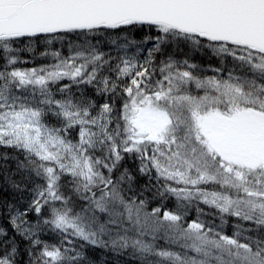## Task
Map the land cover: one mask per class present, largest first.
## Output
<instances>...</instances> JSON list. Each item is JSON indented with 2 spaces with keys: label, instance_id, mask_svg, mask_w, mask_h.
Wrapping results in <instances>:
<instances>
[{
  "label": "snow or ice",
  "instance_id": "1",
  "mask_svg": "<svg viewBox=\"0 0 264 264\" xmlns=\"http://www.w3.org/2000/svg\"><path fill=\"white\" fill-rule=\"evenodd\" d=\"M138 29L149 34L121 41ZM110 30L115 56L85 40L67 55L43 53L51 65L15 67L22 39ZM180 43L232 57L235 67L226 78L201 76L169 53ZM0 54V146L24 154L17 167L33 183L26 208L0 202L14 233L0 225V264H92L86 245L138 264H264V0H0ZM72 85L105 101L77 97ZM49 114L62 127L48 126ZM76 128L73 143L67 133ZM129 160L148 178L140 190ZM152 189L162 201L174 197L175 209L149 210ZM73 197L86 203L80 212ZM200 204L220 223L201 219ZM227 217L237 221L230 235ZM45 226L60 245L42 239Z\"/></svg>",
  "mask_w": 264,
  "mask_h": 264
},
{
  "label": "trees",
  "instance_id": "2",
  "mask_svg": "<svg viewBox=\"0 0 264 264\" xmlns=\"http://www.w3.org/2000/svg\"><path fill=\"white\" fill-rule=\"evenodd\" d=\"M149 32L147 29H138L133 31L132 33H119L120 38H123L125 35L128 36L129 39L135 40H143ZM57 37L62 36V39L48 37H41L39 39H33L31 42L28 39H22L21 41H17L13 47L18 49V62L15 67L21 70H27L29 68H34L39 64H43L47 62V56L42 55L45 52L57 51V50H65L68 48L65 44H74L78 41H84L88 39H92L93 42H102L104 40L116 39L117 33L115 31L104 32L102 34H86L80 35L78 33H67V34H56ZM46 39H52V43L48 44ZM60 43V44H59ZM169 53L173 54L176 57H180V60L188 59L190 62L200 65L202 63L200 55L197 56L195 53H191L192 51L184 46L173 44L170 46L168 50ZM2 57V54H0ZM44 59V60H42ZM5 61L0 58V70H3V65ZM222 68V67H221ZM220 68V69H221ZM224 71V69H222ZM83 90H78V93H82ZM77 93V94H78ZM87 98L91 99V94L88 92H84ZM7 156L8 159H4V156ZM24 160V154L14 148H8L0 146V202L7 201L8 203L14 204L16 207L20 209H24L27 207L29 201L32 199L31 189L33 187V183L31 180L26 179L25 177L29 175L27 172L23 170H19L17 165L19 161ZM127 162V161H126ZM133 166L132 163L129 164ZM133 174L136 176V182L133 187L137 190L144 188L146 184H148V178L144 176H140L134 168H132ZM66 178V177H65ZM11 181H16L20 184L21 189L17 190L13 188ZM40 182V181H37ZM155 181H153V184ZM155 189L151 191L145 192V197L150 200L149 210L152 207L160 206L163 203L164 208L166 210L169 209L168 204L165 201L161 200L159 197H154ZM68 194V193H66ZM57 206H59V202H57ZM74 208L75 204L72 203L69 205ZM170 210V209H169ZM44 216H48V210L45 208ZM28 220L32 223H35L38 219L36 213L34 211L29 212ZM0 225L7 228L10 235H14L11 226L0 217ZM41 237L44 241L52 245H60L63 237L57 231H53L50 227L45 226L44 231L41 233ZM17 241L20 242L21 250L23 251L26 246V241H23L19 236L16 237ZM75 239V238H71ZM78 243H83L82 241ZM85 251L92 261V264H138V261L133 259L128 253H117L113 252L109 249L104 248H96L90 245H86ZM24 259H27L25 256Z\"/></svg>",
  "mask_w": 264,
  "mask_h": 264
},
{
  "label": "rangeland",
  "instance_id": "3",
  "mask_svg": "<svg viewBox=\"0 0 264 264\" xmlns=\"http://www.w3.org/2000/svg\"><path fill=\"white\" fill-rule=\"evenodd\" d=\"M120 39H121V41L123 40V38H120ZM84 41H82V42L78 41V42H75L74 44H71V43L65 44L66 46H68V48H66L63 51L62 50H58V51H60L63 55H67L69 53V46L70 45L80 44V43H83ZM87 41H89V42H91L93 44L97 43V42H93L92 39H88ZM111 41H112V39L104 40L102 42H99L98 47H100L103 51L110 52L113 56H115L116 52H117V49H116V46L111 43ZM136 41H141V40H136ZM180 45L190 49L192 51L191 53H195V54H197V56L200 55L199 58H201L202 63L200 65L196 64L198 66V68L195 71L197 72V74H199L201 76L217 75L219 77L226 78L228 71L232 70L235 67V63H234L232 57H223L222 58L220 56L215 55L209 49H206V48L197 49V48H194L189 43H180ZM150 46H151V44L144 45V48L147 49ZM132 51H134V47L129 50L130 53ZM144 55H146V51L141 53V57H143ZM180 57H182V56H179V57L174 56V58L177 59V60H179ZM46 58H47V60H46L47 62H45L43 64H39L38 66H36L34 68H39V67H42V66H47V65H51V64L55 63L54 59L50 55H48ZM42 60H44V59H42ZM183 60H185V59H183ZM183 60H180V61H183ZM189 63H192V62L189 61ZM192 64H195V63H192ZM217 68L224 69V71H221L219 73L214 72L213 69H217ZM29 69H31V68H29ZM64 83H69L70 84L71 82L68 81V80H64V81L61 82V84H64ZM78 90H83L82 93L84 95H86L84 92L90 93L91 94V99L94 100L97 104L103 103L105 101V97L96 95L94 89L91 86L72 85L71 91L77 97H79L82 94V93L79 94ZM53 91L55 92V87L53 88ZM17 94L18 95H20V94L28 95L29 93L18 91ZM200 94H202V93H200ZM56 98L57 99L61 98V94L56 92ZM117 106H119V101H117ZM44 122L50 127H57V128L62 127L61 122L59 120H57V118L52 116L51 114H49V115L44 117ZM67 138L72 140L73 143L77 142L78 139H79L78 128L70 129L68 131V133H67ZM97 154H99V153H97ZM130 163H132L133 166H130L129 165ZM126 166H128L130 169L134 168V170H135V165L130 160L126 162ZM144 177H146V176H144ZM66 179H67V177L66 178H62V182H63V180H66ZM62 191H65V193H68L67 189H62ZM164 201H165V203L168 204V207H169L170 210H174L175 209L176 200H175L174 197H168L167 199H164ZM73 202L75 204V207L73 208L74 212H80L82 207H86V203L83 202V201H80L76 197H73ZM195 207H196L195 205L190 207L189 214H188V217H187L189 220L196 218L197 213L195 211ZM199 207L203 208L204 213H205L203 216H201V219H204L205 221H214L216 224L220 223L219 217L215 215V211H216L215 209H211L207 205H203V204H200ZM226 219H227L228 223L224 225V229H225V232L230 235L232 233V231H233V224L236 223L237 221H236V218H233V217H227ZM244 226L248 227L250 225L245 223ZM157 243L161 247H166L167 246L166 242L164 240H159V241H157ZM173 250H176V249L173 248Z\"/></svg>",
  "mask_w": 264,
  "mask_h": 264
}]
</instances>
